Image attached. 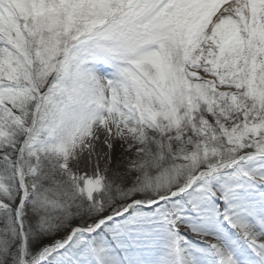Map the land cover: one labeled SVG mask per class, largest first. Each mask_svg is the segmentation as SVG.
I'll list each match as a JSON object with an SVG mask.
<instances>
[{"label":"snow or ice","instance_id":"snow-or-ice-1","mask_svg":"<svg viewBox=\"0 0 264 264\" xmlns=\"http://www.w3.org/2000/svg\"><path fill=\"white\" fill-rule=\"evenodd\" d=\"M0 264H264V0H0Z\"/></svg>","mask_w":264,"mask_h":264}]
</instances>
